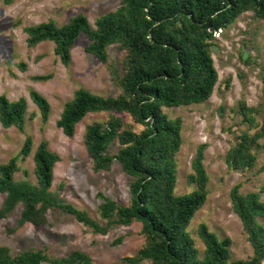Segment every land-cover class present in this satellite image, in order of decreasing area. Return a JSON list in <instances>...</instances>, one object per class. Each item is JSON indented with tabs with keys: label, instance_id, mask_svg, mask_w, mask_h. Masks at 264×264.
Listing matches in <instances>:
<instances>
[{
	"label": "trees",
	"instance_id": "obj_1",
	"mask_svg": "<svg viewBox=\"0 0 264 264\" xmlns=\"http://www.w3.org/2000/svg\"><path fill=\"white\" fill-rule=\"evenodd\" d=\"M0 1L10 5L15 0ZM249 11L264 20V0H122L115 10L99 16L95 26L79 13L63 25L50 19L24 27L29 47L53 42L54 52L65 66L71 62L76 40L84 33L90 40L86 51L107 66L121 92L105 97L78 88L65 103L56 124L72 138L77 124L89 113H109L106 120L86 126L84 143L95 172L109 171L114 161L120 164L130 177V199L124 204L98 193L102 203L97 212L104 223L65 200L52 189L54 169L61 158L46 140L39 143L34 153L36 183L26 177L16 180L20 160H25L33 149V138L27 134L20 152L0 165V194L5 195L0 218L9 217L21 204L16 228L27 223L43 226L48 222V212L56 209L72 215L95 234L106 235L116 227L139 223L137 235L144 239L143 244L134 255L123 257L121 264H264V225L259 221L264 218V181L257 191L243 193L241 182L230 191L232 208L253 248L252 257L232 259L231 238L219 237L205 223L198 227L205 245L201 256L188 226L209 195V175L204 165L208 144L198 146L192 172L187 176L194 190L176 194L183 120L166 111L210 99L219 78L212 55L215 34ZM114 44L125 51L121 68L109 59L108 47ZM19 67L26 70L27 64L21 62ZM34 78L46 81L51 75ZM30 98L39 109L42 124H47L51 114L49 101L35 90L30 91ZM27 106L25 97L11 101L1 94L2 127H15L24 133ZM237 113L247 128L227 151L226 164L234 171L264 174V158L259 164L260 155L264 156V103L257 108L240 101ZM124 116L131 122H126ZM115 142L119 148L111 153L109 147ZM23 173L27 175L26 170ZM122 240L123 236L114 243ZM44 262L105 264L95 263L89 254L78 250L64 257L50 255L46 247L11 255L7 246H0V264Z\"/></svg>",
	"mask_w": 264,
	"mask_h": 264
},
{
	"label": "rangeland",
	"instance_id": "obj_2",
	"mask_svg": "<svg viewBox=\"0 0 264 264\" xmlns=\"http://www.w3.org/2000/svg\"><path fill=\"white\" fill-rule=\"evenodd\" d=\"M122 0H15L6 5L0 1V95L6 94L15 101L27 99L25 132L15 127L5 129L0 123V165L17 155L26 135L33 138L31 154L20 160L21 170L15 174L16 180L25 177L36 183L34 174V153L42 140L58 153L61 160L54 169L52 189L61 197L88 212L90 217L101 220L97 208L102 203L98 193L127 204L130 199V177L114 161L109 171L95 172L93 161L84 143V131L88 124L96 120H106L109 113H89L77 124L72 138L67 137L57 127V120L64 105L71 100L78 88H85L101 96H117L121 90L112 81L110 71L96 55L88 53L90 43L82 33L71 49V62L65 66L54 52V43L44 41L29 47L24 27L53 19L63 25L71 17L82 13L95 26V20L109 11L115 10ZM213 59L219 78L210 99L201 104H193L166 111L170 116L183 120V144L177 155L178 175L176 194H187L195 186L187 182L192 172V160L197 148L207 143L204 165L209 175V195L204 206L197 212L188 230L204 254L205 245L198 234L201 223L219 237H230L232 259H248L253 248L247 239L240 218L232 208L230 191L241 182L243 193L259 190L264 174L229 169L225 157L237 136L247 128L237 113L240 101L248 106L261 108L264 103V20L249 11L237 18L226 30L215 34ZM110 62L122 67L125 51L118 44L108 47ZM249 62H245V61ZM27 64L22 70L19 64ZM51 75L46 81H37L38 75ZM41 93L51 105L47 124H42L38 107L30 98V91ZM126 122H131L124 116ZM140 129V127H138ZM119 148L117 142L109 147L111 153ZM264 156L260 155L259 164ZM27 171V175L23 171ZM264 198V194L262 195ZM5 195L0 194V208ZM23 206L20 204L7 218H0V246H7L11 255L26 249L46 247L50 255L67 256L78 250L91 256L95 263H118L125 256L134 255L144 239L137 235L140 224L120 226L106 235L95 234L77 221L72 215L60 210H50L47 224L37 227L30 223L16 228ZM264 225V218H259ZM123 236L120 243L117 238ZM43 264H51L44 262ZM142 264H150L144 261Z\"/></svg>",
	"mask_w": 264,
	"mask_h": 264
}]
</instances>
